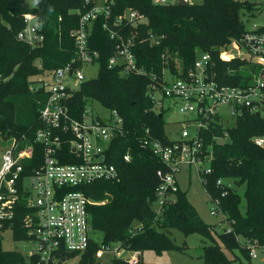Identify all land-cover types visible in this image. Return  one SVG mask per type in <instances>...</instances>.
<instances>
[{
    "label": "trees",
    "instance_id": "16d2710c",
    "mask_svg": "<svg viewBox=\"0 0 264 264\" xmlns=\"http://www.w3.org/2000/svg\"><path fill=\"white\" fill-rule=\"evenodd\" d=\"M84 1L34 0V4H29L24 0H0V136L4 139L25 137L32 144L33 154L24 162V174H30L42 160V149L33 142V136L40 123L39 109L46 94L30 89L31 78L42 69L62 66L76 57L69 32L78 24V11L88 7ZM111 1L114 16L132 8L146 17V22L137 28V43L132 50L148 73L160 74L167 65L174 72L178 67L186 69L192 66L198 53L208 52L214 62L212 70L216 79L225 85H246L247 63L240 58L221 59L218 53L220 47L243 35L246 27L240 14L252 11L255 3L252 0H200L184 4ZM26 13L32 14L40 24L44 35L40 45H29L17 38L24 27ZM101 21V18L94 21L88 38L89 49L98 53V74L82 81L67 101L69 112L75 117H80L90 102L96 101L108 110H115L123 119L124 136L115 139L110 148V160L117 167L120 179L96 180L80 187L96 201L88 207L92 228L101 232L102 243L119 242L138 251L136 264H153L142 260L144 250L161 252L178 248L166 233L171 228L184 235L198 233L209 239L210 244L203 248L204 264H232L224 248L230 251L237 248L250 259L242 241L264 242V147L251 139L264 134V116L242 113L229 127L211 120L203 133L205 146L210 147L213 155L206 186L213 196L220 197V209L228 224L218 233L220 243L214 237L212 225L203 221L186 192L180 189L165 206L162 216L155 219L152 201L160 180L157 171H164L166 167L140 140L145 128H149L153 136L170 143L165 134V121L146 95L148 75H121L118 67H108V59L115 52V41L103 30ZM148 32L161 37L158 45H151L147 39L139 42ZM224 136L228 140L220 141ZM64 149L70 154L68 145ZM127 151L129 161L123 159ZM218 177L234 181L224 196H221L222 188L216 185ZM18 195L13 217L0 224V264H43L35 253L25 256L20 251L2 248L6 229L11 230L15 240L29 239L25 226L26 215L31 210L26 206L27 194L20 187ZM98 246L91 239L83 253L63 251L58 264L77 254L80 255L77 264H96L94 256ZM110 264L130 263L113 256Z\"/></svg>",
    "mask_w": 264,
    "mask_h": 264
},
{
    "label": "built area",
    "instance_id": "2783aa9c",
    "mask_svg": "<svg viewBox=\"0 0 264 264\" xmlns=\"http://www.w3.org/2000/svg\"><path fill=\"white\" fill-rule=\"evenodd\" d=\"M176 1L152 0L154 4ZM185 1L192 3L195 0ZM84 4L88 5L87 9L78 11V24L69 32L76 57L52 69H42L38 64L42 70L31 78L30 89L41 90L46 94L44 104L39 109L40 123L33 136V142L42 149L40 165L32 169L30 174H24V162L33 154V146L28 144L25 137H8L9 142L2 151L0 224L13 217L20 187L27 194L26 206L31 210L26 215L25 226L28 240L35 243L31 253L37 254L43 264H58L63 251L83 253L91 239L99 245L95 251L96 260L107 250L114 257L136 264L138 251L131 250L126 255L121 243L115 242L116 245L112 247V243H102L91 236L94 229L88 207L96 201L80 189L96 180L120 179L117 167L110 160V148L112 142L125 133L123 119L115 110H109L107 119L95 115L89 106L80 117L72 116L69 112L68 99L86 79L82 66L96 63L98 57V53L88 47L92 24L101 18L103 30L115 41V52L107 63L109 68L118 67L121 75L149 76L146 95L156 112L163 115L164 110L178 105L180 112L193 114L184 121L176 139H170L165 131L170 143L153 136L149 128H145L140 140L141 145L152 151L166 167L164 171H157L160 180L152 201L155 219L162 216L165 206L174 199L179 189L176 174L184 167L195 170L212 203L211 212H222L220 197L213 196L206 186V176L212 171L213 155L210 147L205 146L203 133L211 120L217 121L222 127L227 126L225 120L228 118L222 112V107L234 120L246 112L264 116V26L254 24L246 28L239 40H232L220 47L218 56L221 59L244 60L249 74L244 86L225 85L215 78L212 70L214 62L208 52L198 53L192 66L186 69L178 67L177 72H174L164 66L160 74L148 73L144 65L137 62L132 50L137 43V28L146 22V17L132 8L114 16L111 13V0H85ZM35 21L32 14H24V27L17 33L19 40L29 45L42 44L44 35L40 24ZM160 38L148 32L139 42L147 39L151 45H158ZM235 51L243 52V55ZM67 78L72 79L73 86L66 82ZM251 139L264 147V134ZM67 145L70 154L64 149ZM123 159L130 160L128 151ZM204 163L208 165L202 167ZM223 178L216 179V185L222 188L221 196L232 187L224 183ZM243 241L249 258L264 257V242L250 239Z\"/></svg>",
    "mask_w": 264,
    "mask_h": 264
},
{
    "label": "rangeland",
    "instance_id": "374dc122",
    "mask_svg": "<svg viewBox=\"0 0 264 264\" xmlns=\"http://www.w3.org/2000/svg\"><path fill=\"white\" fill-rule=\"evenodd\" d=\"M24 1L25 3L34 4V0ZM101 1L102 0H100V2ZM252 1L255 2L254 8L250 13H241V19L246 28H251L254 24L257 26H264V0ZM236 53L243 55V52ZM167 67L170 66L167 65ZM82 71L86 78H94L98 74V64L93 63L83 65ZM66 82L73 86L72 79L67 78ZM88 106L95 115L103 117L104 119L109 118V110L100 105L98 102L91 101ZM178 107V105L170 106L163 112L165 131L170 139H176L180 135V131L182 129L184 121L189 119V117L193 115L192 113L180 112ZM222 112L228 118L227 120H225L227 121V126H225L229 127L231 125H234L235 120L230 118V115L225 107H222ZM227 140L228 137L224 136L220 141ZM8 142V139H4L0 136V162L2 151ZM207 165L208 163H204L202 167H206ZM176 179L179 189L186 192L188 201L194 206L203 221L212 225L214 230V237L220 243L218 233L228 226L227 221L224 219V215L222 212L219 211L217 214H213L211 212L212 203L210 202L208 195L195 170L189 167H184L181 172L176 174ZM223 182L231 185H233L234 183L233 179L228 177L223 178ZM166 233L178 248L163 249L161 250V252H156L153 249L144 250L142 253L143 261L153 264H204L202 254L204 246L210 244L208 238L198 233L184 235L180 230L175 228L168 229ZM91 236L96 240H101L102 238L101 232L97 230L92 231ZM34 245L35 243L33 240L13 239L10 229H6L3 232L2 248L4 250H17L23 253L25 256H28L32 252ZM115 245L116 244L114 243L111 244L112 247H114ZM123 248H125V254L128 255V252L131 250L128 249L127 246H123ZM224 251L227 256L232 259V264H264V257L262 256H259L258 258L248 259L243 256L237 248L233 249V251L224 248ZM112 257L113 253L106 250L104 251L102 257L96 260V264H110ZM79 259L80 255L77 254L67 259L62 264H77Z\"/></svg>",
    "mask_w": 264,
    "mask_h": 264
},
{
    "label": "water",
    "instance_id": "95a60500",
    "mask_svg": "<svg viewBox=\"0 0 264 264\" xmlns=\"http://www.w3.org/2000/svg\"><path fill=\"white\" fill-rule=\"evenodd\" d=\"M177 2L179 4H184L186 1L185 0H178ZM24 5H27V4H24ZM37 45H40V42H38Z\"/></svg>",
    "mask_w": 264,
    "mask_h": 264
}]
</instances>
